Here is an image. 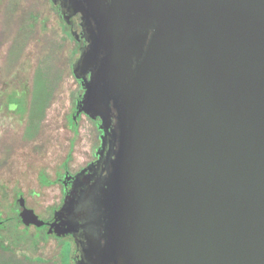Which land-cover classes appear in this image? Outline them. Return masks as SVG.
Wrapping results in <instances>:
<instances>
[{"label":"water","instance_id":"water-1","mask_svg":"<svg viewBox=\"0 0 264 264\" xmlns=\"http://www.w3.org/2000/svg\"><path fill=\"white\" fill-rule=\"evenodd\" d=\"M79 3L98 159L18 219L81 233L87 264H264V0Z\"/></svg>","mask_w":264,"mask_h":264},{"label":"rangeland","instance_id":"rangeland-1","mask_svg":"<svg viewBox=\"0 0 264 264\" xmlns=\"http://www.w3.org/2000/svg\"><path fill=\"white\" fill-rule=\"evenodd\" d=\"M43 1L46 2L42 6L46 28H40L17 62L11 58L12 36L3 45L0 44V207L6 200L16 202L19 209L26 206L45 220L54 215L62 199V188L55 181L56 178L61 177L65 170L72 174L86 166L94 158L101 140L93 119L86 114L80 115L78 123L72 120L71 114L79 93L72 69H68L60 80L39 131L33 138L27 136L28 113L22 115L6 106L8 96L14 90L26 91L30 100L45 38H53L56 33L63 34L62 21L50 0ZM2 10L3 0H0V26ZM74 46V41L69 40L64 46V55H68ZM13 209L17 210L15 207ZM1 215L6 216V211ZM7 224L21 238L38 244L31 248L27 247L29 243L18 244L19 253L58 262L59 257L63 258L73 251L74 245L70 239L48 237L50 234L42 232L39 243L37 234L31 233L34 225H30L32 230L23 227L16 216ZM4 235L8 243L11 232L5 231ZM21 246L25 249H21Z\"/></svg>","mask_w":264,"mask_h":264},{"label":"trees","instance_id":"trees-1","mask_svg":"<svg viewBox=\"0 0 264 264\" xmlns=\"http://www.w3.org/2000/svg\"><path fill=\"white\" fill-rule=\"evenodd\" d=\"M51 3V0H50ZM46 2L43 0H3V19L0 28V44L3 45L7 38L12 36L11 58L17 62L27 44L36 38L40 28H46L43 18L42 6ZM56 10L55 6L51 3ZM62 33H56L53 38H45L42 47V57L39 60L34 82L31 89V98L28 100L26 91L14 90L8 96L6 106L9 110L19 114L28 113L29 125L27 136L33 138L39 131L41 121L45 117L46 110L49 107L54 93L59 85L60 80L68 69H72L75 59L76 49L73 47L68 55H64V46L72 36L67 29L65 22L62 21ZM72 120L75 121V119ZM20 191V190H19ZM21 192V191H20ZM18 203L7 201L0 207V264H72L69 254L63 258L59 257L58 262L52 259H46L42 256H33L28 253H19L18 244H27L28 248L38 244L31 243L29 239H23L18 236L17 231L12 228L8 221L16 216ZM6 211L7 215L2 216ZM17 217V216H16ZM18 219V217H17ZM18 222L24 225L19 219ZM23 227L31 226L24 225ZM27 228V230H29ZM10 231L11 236L8 243L4 235L5 231ZM32 230V228L30 229ZM48 234L46 230L34 227L32 234H37L39 243L42 236ZM50 237V235L48 236ZM21 249H25L21 246Z\"/></svg>","mask_w":264,"mask_h":264},{"label":"flooded vegetation","instance_id":"flooded-vegetation-1","mask_svg":"<svg viewBox=\"0 0 264 264\" xmlns=\"http://www.w3.org/2000/svg\"><path fill=\"white\" fill-rule=\"evenodd\" d=\"M81 1H84V0H81ZM51 3L55 6L56 12H57L58 16L60 17L61 21L65 22V25H66L67 29L69 30V32L72 36V40L75 43L74 48L76 49V53H75V59L73 62V64H74L81 57L82 53L84 51H86V49L90 43V40L88 38V26L85 24L83 13L78 9L79 5H80L79 0H51ZM92 22H93V25L95 26V22L93 19H92ZM72 72H73L74 76L76 77L77 82H78V86H79L78 87L79 93L75 99L74 112L71 114L73 116L75 113L77 101L83 96V94L85 92L86 82L89 81L91 78V71L86 72L85 74H82L81 72H79V75H81V78H78L75 75V73L73 71V66H72ZM82 114H85V113H82ZM80 117L81 116H78L75 123H78ZM93 121H94L95 125L97 126V129L101 135L102 132L98 128L99 119L93 120ZM97 159H98V157L95 153L94 158L91 161H89V163L86 166L82 167L79 171L72 172V174H71V173L67 172L68 170H65V172L63 173V175L61 177L56 178L55 181H57L61 185V188H62V199H61L60 203H58L59 206L57 208L62 206L66 194L70 195L74 191V189H76L78 187L77 188V190H78V189H80L79 187L82 186L83 183H81V179H79V180L74 179L75 178L74 176L76 174H78L79 172H81L84 168L88 167L90 164H92ZM51 182H53V181H51ZM20 211H21V209H19V207L17 206V214H16L17 217H18V214ZM53 217H54V215H51L48 219H45V220L46 221H52ZM34 227H36V226H34ZM41 229L47 231L49 229V226L46 225V226L42 227ZM50 237H60V238L70 239L74 245L73 251L69 255L70 259H71V263L72 264H87L82 257V250H81L84 246H87V242H85V240H83L81 233L67 234L65 236H56L55 234H50Z\"/></svg>","mask_w":264,"mask_h":264}]
</instances>
